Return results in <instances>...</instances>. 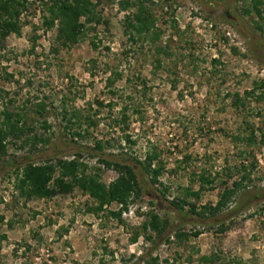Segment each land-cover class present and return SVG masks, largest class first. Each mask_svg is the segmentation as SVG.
I'll use <instances>...</instances> for the list:
<instances>
[{
    "label": "rangeland",
    "instance_id": "rangeland-1",
    "mask_svg": "<svg viewBox=\"0 0 264 264\" xmlns=\"http://www.w3.org/2000/svg\"><path fill=\"white\" fill-rule=\"evenodd\" d=\"M29 1L20 33L0 47V121L7 111L33 128L9 137L0 153V264H203L200 257L212 253L215 264H264V0L261 17L244 11L250 0H146L155 42H133L124 33L134 7L102 0L101 21L87 23L81 39L66 46L56 25H43L41 0ZM250 129L254 143L246 141ZM74 131L84 137L71 140ZM32 134L49 142L34 145L25 139ZM95 140L110 158L127 157L140 182L145 173L134 158L153 154V166L163 164L161 183L147 187L161 209L142 195L117 216L120 204L95 209L98 201L77 185L51 197L20 194L17 167L28 157L77 159L84 174L105 185L115 180L119 172L90 151L74 155ZM201 173L213 184L199 197L186 196L185 189L198 190ZM245 173L251 181L227 208L192 214L175 227L188 239H145L147 210H175L168 201L178 198L186 200L184 210H201ZM221 222L226 228L219 232Z\"/></svg>",
    "mask_w": 264,
    "mask_h": 264
},
{
    "label": "trees",
    "instance_id": "trees-1",
    "mask_svg": "<svg viewBox=\"0 0 264 264\" xmlns=\"http://www.w3.org/2000/svg\"><path fill=\"white\" fill-rule=\"evenodd\" d=\"M102 0H41L42 3V23L46 28H52L56 25L57 35L56 39L59 40L63 46L74 44L78 42L85 29V25L89 22L99 23L101 16L96 11L97 6ZM146 0H122L121 7H134L131 14L124 17V33L128 38L137 42L144 40L150 36V40L155 42L158 38L159 32L155 28V18L151 10L146 6ZM29 0H0V47L2 46L5 38L11 34H19L21 28L20 15L28 9ZM262 0H250V8L245 9L246 13L254 12L258 17L262 15L260 4ZM157 53L162 49L158 46L155 47ZM160 62L159 59L156 60ZM119 77V74H117ZM240 101V100H239ZM241 103V101H240ZM44 110V105L37 104L36 112L40 113ZM122 119H126V115L122 114ZM44 128H47L44 125ZM25 129L32 130L33 128L25 127L21 124V117L19 114L13 119L10 112H3V119L0 121V153H5L6 147L10 142V138L18 139L24 134ZM71 140L75 137L84 136L78 132L68 133ZM10 137V138H9ZM25 139L33 143H47L49 138L41 137L38 134L26 136ZM256 140L255 132L250 129L246 137L248 143H254ZM80 150L74 151L76 157H80V151H90L91 155L97 157L100 164L106 167H114L118 172V177L110 182L108 185L100 182L96 175L84 174V169H80L78 160H63L61 158L54 161L55 157H45L37 161L28 157V161L17 167V188L20 194L27 197H51L55 193H68L72 188L77 185L84 192L98 201L95 209L101 208L104 204L116 202L120 204V210L113 212L114 215L119 216L123 209H126L129 202L138 196H144L148 199V203L158 207L155 200L147 195L149 188L155 184L161 183L159 180L160 175L164 170L162 163L153 166L152 161L155 158L153 154H146L143 160L134 158V161L140 165L145 173L144 182L138 180V175L135 166L127 162V157L110 158L112 154L103 152V144L100 140L89 146L79 144ZM56 150V149H55ZM54 150V151H55ZM13 164L14 161L7 162ZM253 163L250 167L253 168ZM58 170V175L54 176L55 171ZM199 188L198 190L185 189L186 196L199 197L205 184H213V179L209 175L203 173L198 175ZM53 185L50 186V182ZM247 173L242 174L238 180H233L230 186H224L219 193L218 199L215 204L203 205L201 210H197L195 204H191L188 210H184L186 200L183 198L169 200V205L175 210H147L146 217L141 224L142 230L149 232L145 239L157 244L160 241L169 242L170 237L177 240L178 243L188 239L189 234L183 230L175 228L182 220L190 219L192 214L199 215L200 217H207L217 215L223 209L227 208L236 194L247 187L245 183L250 182ZM145 183V184H144ZM225 183V182H224ZM166 188H164V191ZM161 209V208H160ZM97 211V210H95ZM160 211H163L160 213ZM203 212V213H202ZM175 214L176 218H171V214ZM203 214V215H201ZM193 216V215H192ZM4 216L0 214V224L3 222ZM226 226L221 222L218 226L219 232L224 231ZM173 233V234H172ZM200 232L194 231L192 236H197ZM153 234V235H152ZM4 234H0V241ZM137 239L135 234L132 238L134 242ZM219 259L218 255L212 253L210 255H203L200 261L203 264H215ZM157 259L151 258L148 262L156 264ZM104 264V263H100Z\"/></svg>",
    "mask_w": 264,
    "mask_h": 264
}]
</instances>
